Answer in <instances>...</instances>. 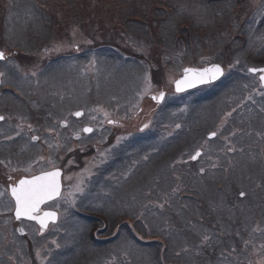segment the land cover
I'll return each instance as SVG.
<instances>
[{"label":"trees","instance_id":"trees-1","mask_svg":"<svg viewBox=\"0 0 264 264\" xmlns=\"http://www.w3.org/2000/svg\"><path fill=\"white\" fill-rule=\"evenodd\" d=\"M250 1L252 0H26L21 7V0H0V48L20 52L39 50L55 41H68L70 44L79 42L82 49L95 50L88 51V57L91 55L97 61L103 59L104 62L109 60L119 63L123 68L140 67L138 71L142 75L148 70L151 73L154 70L164 72L172 68L179 71L187 65L196 66L216 60L222 65H230L235 61L242 62L241 65L264 63V0H255L259 1L258 9ZM7 5H12L14 10H18L14 7H20L16 13L24 28L38 13L41 20L33 21L35 32L31 31L32 28H28L30 30L27 34L22 30H9L4 24V20L8 21L9 18ZM248 31L253 32L247 35ZM106 49L117 53H107ZM43 98L39 99L40 104L43 101H57L46 95ZM56 105L61 106L58 103ZM187 108L188 111L184 113L189 114L192 107L189 105ZM36 110L35 112L43 111ZM34 116L36 117L35 114ZM170 143L167 140L162 147H169ZM159 150H154V153L159 154ZM150 154L148 158L154 163L156 158H152ZM186 155L182 159H178L177 155V159L175 156L169 157L167 161L162 160L152 168L146 181L150 185L148 198L143 199V191L139 189L128 198V203H132L128 204L130 208L125 209L123 205L118 207L108 214L107 221L96 217L101 219L103 229H110V232L102 231L101 226L84 218L87 228L83 231V241L88 242L87 246L101 250L103 257L105 250L110 249L107 247L114 241L112 234H115V229L121 230V233L123 230L129 232V221L134 222L145 211L148 218L155 216L152 222L157 221V224L148 222L153 241L142 242L139 239L143 232L139 222L135 223L133 236L131 234L136 246L149 253L151 260L145 264H183V259H191V264H206L213 260L215 263L216 259L221 262L224 257V264H248L258 258L259 255L251 254L254 250L261 251L256 247L264 243V223L255 220L245 223L250 220L246 214L242 216L241 223L237 220L242 215L241 211L246 210L248 194L251 192L245 186L246 196L241 199L237 187L234 196L231 195L232 201H227L226 195L217 189L218 185L204 183L203 177L193 167L196 163L182 161ZM138 166L130 167L128 176V172H124L114 177L127 185L132 178L140 179V175L145 180L144 174L139 172L144 167L143 163ZM263 177L264 170L256 171L252 180L251 190L257 196L261 192L258 187L264 181ZM196 178L203 182L200 187L196 186ZM118 187L119 185L115 192H119ZM206 191L208 194L203 195ZM101 194L99 190L92 188L89 199L101 198ZM143 206H146V210L141 209ZM79 209L95 216L102 214L89 204ZM224 225L227 227L226 233H231L225 241L221 235L223 232L220 231ZM171 236H177L181 245L176 246L170 255H166L165 247L155 239H169ZM205 236L209 237L206 242ZM234 241L240 243L242 251L231 246L226 249ZM20 242L23 259L32 248L28 246L27 239L20 238ZM218 245H224L223 249L216 250ZM77 247L76 243L67 244L53 258L54 262L59 259V263L65 261L66 264H79L82 254L76 250ZM121 257H126V260ZM131 260L128 252L122 256L110 253L109 257L97 264H129Z\"/></svg>","mask_w":264,"mask_h":264},{"label":"rangeland","instance_id":"rangeland-1","mask_svg":"<svg viewBox=\"0 0 264 264\" xmlns=\"http://www.w3.org/2000/svg\"><path fill=\"white\" fill-rule=\"evenodd\" d=\"M254 1L255 0H252L250 2L258 9L260 6L259 1ZM25 2L26 0H21V7L25 5ZM4 5H6V3ZM14 8L19 11L20 7ZM18 17H13L11 19L9 30L13 31L15 25V31L20 32L22 30L24 34L28 33V30H30L28 28H32L31 31H34L33 21L38 20L39 22L41 20V16H38L37 13V16L34 15L33 21L28 22V25H26L23 30V24L19 23ZM17 20L18 22L15 23ZM252 32L253 31H248L247 35ZM6 35L9 37V33ZM53 43L57 49H61L62 53V48L64 46L63 43ZM47 48L53 47H45L38 51L34 50L26 52L22 50L16 57H9L4 63L0 62V72L4 73L3 76H0V91L5 89V95H11L15 92H17V94H23L21 91L24 93L36 94L38 91L45 92L50 89H65L67 97H70L69 102L76 105V109L84 111L81 121L86 119L91 124L100 122L102 125L106 120L113 117L115 112L112 110H114L115 107L121 110L124 106H126L125 103H130L131 106L133 105L132 108L136 111L139 105H141L147 97L157 95L160 88L166 92L167 90L169 91V86H171L173 80L179 74V72L174 71L172 68L171 70L165 72L164 75L154 76L147 74V80L145 77L142 79V75L140 73L131 71L130 68H123L119 63H113L109 60L104 62L103 59H101V61H97L93 57H88V51H95L94 49L89 50L88 48L84 49L85 58L84 55H73L70 52L69 57L53 62L57 64L53 67H48L49 63H46L47 59L44 58L50 59L52 55H49V52L47 54ZM8 49L9 48L5 49V51L11 52V50ZM70 49H72V47H70ZM118 51L120 53L122 52L120 50ZM61 53L60 50H58V55ZM107 53L117 52L115 50H110V52L107 51ZM81 56H83V58H81ZM41 57H43V59H41ZM216 62L220 63L218 60H216ZM241 64L242 62L240 61H235L230 65L225 64L224 67L227 68V71L223 78L216 85H214V91L210 95L206 96L205 92H202L200 95H196L199 93L197 92L189 94V96L182 97H174L168 94L165 102L163 101L162 107L159 106V108H156V110H162L165 112L163 121L170 127H176L177 123L182 122V124L187 123L189 125H193L187 126L186 131H189L192 127L194 128L198 125L197 128L199 129V132L192 133L193 131H189L181 136L173 134L172 138L164 134L166 137H153L145 144H141L142 141H139V139H137V137L133 134L129 135V133H122L116 138L112 151L107 150L109 147L104 148V146H102L103 149L99 150L101 146L94 139L95 130L89 137V141L81 139L79 142H73L71 140L72 132H70L66 138L62 129L59 127V122L62 120L71 122L73 120L71 113L59 109L56 103H50L47 101L43 111L36 112V117L31 119L38 126H41L44 130H46V132L44 131L45 133L34 134L40 137V144L35 146L28 145L27 150L25 151V153L28 154L26 155L24 153L18 156L19 159L15 162H20V167L8 164L6 173L7 176L15 174H19V176H28L39 173L42 168L49 170L52 167V165L48 164L49 159L54 161L55 167H63V191L61 197L49 206V209H54L59 213L60 221L51 227L46 235L42 237L34 235L31 237L30 242L34 245V249L31 246L30 248H32V250L30 252L28 251L23 259L19 260L12 255L9 260L12 263L20 262L21 264H66L65 261L59 263V259L58 262H54L53 258L57 257L58 252L61 251L67 244L76 243L78 245L76 250L82 254V259L79 264H97L98 262H102L105 257H109L110 253L116 256H122L127 252L132 258V260L128 262L129 264H132V261H135V264H145L147 261L149 262L151 260L149 258V253L147 251H143L144 249L141 250V248H138L132 238L135 223H137L136 220H134V222L133 220L129 221L130 233L126 230H123L121 233V230L115 229V234H112L114 235V241L107 247L110 249L105 250L103 257L101 250L89 248L87 246L88 242L83 241V231L84 229L86 231L87 228L86 220H77L73 216L75 213L74 210L76 208V203L82 202V205L86 204L84 193L90 186L89 181L95 172H98V166H101L104 161L109 160L113 155H115V158H122L116 166H114L113 163L112 169H109V163L103 167L101 171L111 175V171L113 170L114 173L118 175L119 173L122 174L128 171L130 167H133L135 165L134 161L140 160L137 162H142L144 167L140 168L139 172L140 174H144L145 181L141 175L140 179H132L128 185L122 180L119 181V179H117L116 182L119 184L117 191L119 192H116L113 195L110 192H107L101 198L96 197L89 200L88 204L96 207L102 214L95 216L94 214L84 212L87 214L85 216L89 215L93 218L99 217L107 221L108 214L114 212L118 209V207L123 205L125 209L130 208L128 204L132 203H128V198L134 191L148 188L145 182L148 180V174H150L153 167H156L158 163L162 160L168 159L169 157L175 156V159H181L186 154H189L191 150L190 145H193L197 141V137L200 133H202L203 136L207 132H217V135L219 134L218 140L213 139L207 142L204 136L202 138L204 143H200L201 141H198V146L203 147V150H205L204 154L200 158L207 160V163L203 165L200 162H197L193 167L198 169L204 168L206 170L204 174V177L206 178L204 179V183H208L209 185L217 184L220 186L221 192L226 195L225 199L228 198L227 201H232L231 195L234 196V192L237 187H239V192H241L244 191L246 186L248 191L251 192V195L253 193L252 201L247 203L248 208L246 211L255 207L258 203L259 195L254 197V191L251 190V187L253 186L252 180L256 176V171H260L259 169L261 168V164H264V160L260 161L259 159L260 151L261 154H264V149L261 148V145L259 146L261 150H257V154L255 156L250 152H242V159L237 160L232 165L230 175H227V177L224 176V171H218L219 167H223L224 158L228 156L227 155L225 157L224 155L225 146L230 141L238 143L237 131L239 130V126L246 122L244 119L245 117H242V119L238 118L239 113L236 112L234 113L233 120L228 127L230 132H225L222 128L226 126V120L228 119V116H230L226 114H229L228 112L231 110L227 103L236 106L240 102L241 98L243 104L249 97L253 100L257 95H264V91L252 92L247 96L245 93L242 95L241 86L247 81L244 79H237ZM250 84L252 88L256 86L254 81L250 82ZM30 90L35 91L36 93L31 92ZM71 94L74 95V97H71ZM84 94L85 96L81 97V95ZM44 95H48V93H44ZM204 97H207L206 101L208 102H202L204 101L202 100ZM196 102L202 103L191 106L192 109H190L189 114L184 113L185 111H188L187 107L190 104ZM257 104H260V107L262 106V109H264V101H260ZM29 105L34 106V103H22L20 106V110H22L21 114L25 113V109L30 107ZM17 110L19 112V108ZM148 111L149 108L145 109L144 113H147ZM221 111H225L226 114L220 117L216 123V117ZM182 113L184 114L182 115ZM261 113L264 114V110H262ZM0 116L3 117V125L5 126H8V124L10 125L12 123L11 121H15L19 117V115L14 111V107H12L8 101H5V99L4 101H0ZM152 118L154 123L159 121L158 116H152ZM20 121L21 119L19 118L18 122ZM261 121L262 123H252V127L248 130L246 128L243 130L242 128V132L245 135V138L246 136H253L251 133L257 132L258 138L255 137L256 142L262 144L264 147V119ZM213 123L214 127L208 129V126ZM24 126L28 127L27 125ZM21 127L23 126L19 125L17 131H21ZM244 135H242V138ZM234 136L235 138L232 140L231 138ZM222 139L225 142L224 145L221 144ZM167 140L171 142V145L169 144V147L166 146L165 148L164 146L162 147L163 143ZM246 141L251 145L253 144L252 141L247 138ZM156 149H160L159 154L154 153V150ZM228 149H233L235 151L238 150L234 142L229 145ZM37 152L39 154L42 152V155L37 156ZM67 153H69V155ZM149 154L152 158H156L154 163H152L149 158L147 161H143V156L148 157ZM235 154L236 153L229 157V161H231V158H233ZM126 155L127 159H124ZM68 156H70V158L66 160ZM40 157H43L44 159L41 160ZM236 159L237 157H235V160ZM69 161H71V163H69ZM30 165V171L26 172L25 169H28ZM226 166L227 163H225L224 168H226ZM13 169H15V171H13ZM208 170L213 172L209 173L207 172ZM207 179L209 180L206 181ZM141 181L144 182L140 185ZM201 183L203 182L197 181L196 186L200 187ZM99 188L102 189V186L99 185ZM202 194L207 195L208 193L206 191ZM261 194L263 195L264 191H262ZM145 197L147 198V196ZM151 207L155 208L153 205ZM141 208L145 209L146 207ZM69 215L72 217L69 218ZM225 215L226 214H224V216ZM154 217L155 216L148 218L147 222L144 221L145 219L141 220L139 218L140 228L143 230V232L140 233L139 239L142 242L153 241V239H151L152 236L148 222H152ZM237 220L241 223V215ZM91 222L101 226L100 229L102 231L110 232V229H103L101 219H92ZM152 223L157 224V221ZM26 229L28 232L33 231V227H26ZM226 230L227 227L225 225L220 228V231L223 232L221 235L223 236L224 241L227 239V235L231 234L226 233ZM145 236H147V238H145ZM97 238H99L98 235ZM135 238L138 239L136 236ZM10 239L11 236L8 234L6 239V248L8 246H12L13 242H9ZM155 240L160 242L162 247H165L164 252L166 251V255H170L176 246L179 247L181 245L177 236H171L169 239L160 237ZM204 242H206V240ZM230 246L233 247V249H239L240 243H235V241L234 243H229L226 246V249L228 250ZM133 247L138 249H134ZM223 247L224 245H218L216 250L223 249ZM256 249H261V251L257 252V250H254L252 251L251 256L259 255V257L253 259V262H248V264H264V243L259 244ZM240 250H242V248H240ZM186 254L187 253L185 252L184 255ZM32 255L34 257H31ZM121 258L126 260V257ZM224 259H222L221 262L219 259H216L215 263L213 260L211 262H207L206 264H224ZM191 262V259H183L182 263L191 264Z\"/></svg>","mask_w":264,"mask_h":264},{"label":"snow or ice","instance_id":"snow-or-ice-1","mask_svg":"<svg viewBox=\"0 0 264 264\" xmlns=\"http://www.w3.org/2000/svg\"><path fill=\"white\" fill-rule=\"evenodd\" d=\"M5 59V53L0 51V60ZM249 73H261L259 80L264 85V68H248ZM224 73L223 68L220 64H211V66L203 68H185L184 75L181 79L174 81L175 89L177 92H183L186 89L196 87L197 85H202L216 80L218 77L222 76ZM4 73L0 72V76ZM147 80V76H145ZM165 94L160 92L158 96H153L152 99L158 103L163 100ZM251 99V97H249ZM264 110V109H262ZM75 116L79 117L82 115L81 112L77 111L74 113ZM226 115H230L226 114ZM3 117L0 116V120ZM112 123L111 120L108 121ZM147 127V125H145ZM179 127V125H177ZM84 132L88 133L92 131V128L85 127ZM217 132L209 133V138L215 137ZM33 141L39 139L37 136H32ZM201 156V152L197 150L195 154L190 155L191 160H196ZM43 160V157H40ZM3 163V161H0ZM71 163V161H69ZM48 164L52 165L50 170L41 169L39 174L28 175L20 178L18 181L13 182L9 185L7 192L10 194L11 200L14 202V214L17 221L22 218L29 221H35L40 225L41 231L46 227L49 221L55 222L57 214L53 211H43L42 205H45L49 201H54L61 197V172L55 167L54 161L48 160ZM31 165L25 171H30ZM15 171V169H13ZM203 168L201 172H203ZM11 179V177H9ZM6 193L0 191V197H3ZM245 193L240 192V196L243 197ZM119 228V225H117ZM18 231L23 232V229H18ZM209 237L205 236L204 240H208Z\"/></svg>","mask_w":264,"mask_h":264},{"label":"flooded vegetation","instance_id":"flooded-vegetation-1","mask_svg":"<svg viewBox=\"0 0 264 264\" xmlns=\"http://www.w3.org/2000/svg\"><path fill=\"white\" fill-rule=\"evenodd\" d=\"M75 53L81 55V50L77 47L74 48ZM2 51V50H1ZM49 52V55L58 54V50H54V48H50V50H47V54ZM6 54V52H4ZM7 54L6 58L7 59ZM43 59V57H41ZM48 60V58H44ZM5 94V91H0V98H2ZM17 96V94H16ZM17 99L19 102H32L34 104L36 103V100L32 101L30 99H22L19 96H17ZM151 103L154 104V101L150 98ZM146 105H149L148 103ZM32 106V105H29ZM66 109L65 112L71 113V117L73 120L71 122H67L65 129H64V136L67 138L69 133L72 132L71 136L74 134H79L78 132H82L85 125L81 121V119H76L74 117V113L78 111L76 109V105L71 104L69 100H66L65 103ZM32 107H35L32 106ZM72 107L74 108V111H72ZM117 107L112 110L113 112H118L120 109H116ZM72 109V110H71ZM151 110H154L153 108ZM72 111V112H71ZM143 112H139L137 115L131 117L130 122H126L123 120H117L116 117H112L111 121L112 123H109V120H106L103 123V126L98 127V135L99 137H103L105 135H109V130L107 128H115L113 132H117L118 130L123 132L125 128L131 125L137 124L138 121H142L144 118L142 117ZM19 121V120H18ZM11 123L8 126H1L0 125V161H3V163H0V191H4L6 194L3 197H0V264H4V254L6 253V239L7 235L9 234L11 236V239L14 237V233L17 232L19 234L20 231L18 229H21L23 226V223L25 225H31V223L23 222V221H15L13 218V208L14 204L11 203V201L8 198V192L7 189L10 184H12L15 181H18L23 176H19V174L15 175H8L6 173L7 165H16L17 167H20V162L15 163L19 158L18 156L24 154V151H22V147L25 144H29L30 142H37L33 141L30 137L33 129L38 127L36 123L32 124L30 120L25 121L21 120L20 122ZM2 122H0L1 124ZM19 125H22L21 131H17L19 128ZM27 125L28 127L24 126ZM147 125V127H145ZM109 126V127H105ZM149 128L148 122L145 124H142L140 127H138V133H144ZM37 132V131H36ZM34 136V135H33ZM39 137V136H37ZM40 138V137H39ZM53 139V138H52ZM113 140V138H112ZM39 141V140H38ZM241 143V149H242V137L240 138ZM42 155V152L40 153ZM69 155V153H67ZM37 156H39V153H36ZM11 177V179H9ZM40 232V229H38Z\"/></svg>","mask_w":264,"mask_h":264},{"label":"water","instance_id":"water-1","mask_svg":"<svg viewBox=\"0 0 264 264\" xmlns=\"http://www.w3.org/2000/svg\"><path fill=\"white\" fill-rule=\"evenodd\" d=\"M208 66H211V65H207V66H205V67H208ZM185 68H191V67H185ZM185 68H183L182 69V71H181V76L178 78V79H181L182 77H183V75H184V69ZM222 76H220V77H218L216 80H218L219 78H221ZM216 80H214V81H216ZM214 81H211V82H209V83H212V82H214ZM206 84H208V83H206ZM202 85H205V84H202ZM198 86H201V85H197L196 87H198ZM264 86V85H263ZM173 88H174V91L176 92V93H182V92H177L176 91V89H175V84L173 83ZM193 88H195V87H193ZM193 88H190V89H193ZM190 89H186L185 91H188V90H190ZM185 91H183V92H185ZM86 133V132H85ZM89 133V132H88ZM87 134V133H86ZM208 138H209V136H208ZM213 138V137H212ZM60 170V172H61V176H62V170L61 169H59ZM60 182H61V177H60ZM61 191H62V182H61ZM50 202H52V201H49V202H47V203H50ZM46 203V204H47ZM43 206V205H42ZM50 211V210H49ZM54 212V211H53ZM56 213V212H55ZM57 214V213H56ZM14 217H15V214H14ZM23 219V218H22ZM15 220H16V218H15ZM23 220H27V219H23ZM17 221V220H16ZM27 221H29V220H27ZM57 221V216H56V220H55V222ZM32 222H35V221H32ZM55 222H51V221H49L48 223H47V225H46V227L50 224V223H55ZM36 223V222H35ZM38 226H40L38 223H36Z\"/></svg>","mask_w":264,"mask_h":264},{"label":"bare ground","instance_id":"bare-ground-1","mask_svg":"<svg viewBox=\"0 0 264 264\" xmlns=\"http://www.w3.org/2000/svg\"><path fill=\"white\" fill-rule=\"evenodd\" d=\"M161 114H164V113L161 112Z\"/></svg>","mask_w":264,"mask_h":264}]
</instances>
